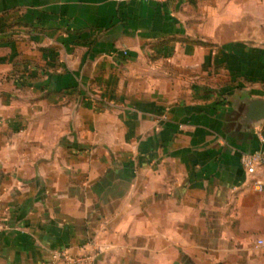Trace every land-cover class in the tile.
<instances>
[{
  "label": "crops",
  "instance_id": "obj_1",
  "mask_svg": "<svg viewBox=\"0 0 264 264\" xmlns=\"http://www.w3.org/2000/svg\"><path fill=\"white\" fill-rule=\"evenodd\" d=\"M264 0H0V264H264Z\"/></svg>",
  "mask_w": 264,
  "mask_h": 264
},
{
  "label": "built area",
  "instance_id": "obj_2",
  "mask_svg": "<svg viewBox=\"0 0 264 264\" xmlns=\"http://www.w3.org/2000/svg\"><path fill=\"white\" fill-rule=\"evenodd\" d=\"M154 1L158 3H166L170 0H139ZM241 165L244 168L248 178H251L250 187L253 191H264V153H243L240 158ZM5 225L0 224V232L4 231ZM258 245L264 248V239L258 241ZM92 256L75 255L69 250L54 251L52 262L50 264H89Z\"/></svg>",
  "mask_w": 264,
  "mask_h": 264
}]
</instances>
